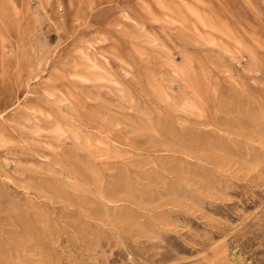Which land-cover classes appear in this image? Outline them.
Masks as SVG:
<instances>
[{
    "label": "rangeland",
    "instance_id": "obj_1",
    "mask_svg": "<svg viewBox=\"0 0 264 264\" xmlns=\"http://www.w3.org/2000/svg\"><path fill=\"white\" fill-rule=\"evenodd\" d=\"M0 264H264V0H0Z\"/></svg>",
    "mask_w": 264,
    "mask_h": 264
}]
</instances>
